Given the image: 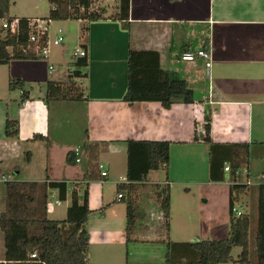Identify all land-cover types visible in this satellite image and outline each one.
<instances>
[{"label":"crops","instance_id":"0c3cea01","mask_svg":"<svg viewBox=\"0 0 264 264\" xmlns=\"http://www.w3.org/2000/svg\"><path fill=\"white\" fill-rule=\"evenodd\" d=\"M118 4L116 0L105 6L97 19H77L87 27L73 47L86 51V74L75 77L82 99L44 100L47 80L64 81L80 57L72 51L64 65L59 60V78L51 76L55 66L49 76H39L37 59L0 64V213L6 180L65 181L63 198L48 184L46 189L39 187L38 211L47 217L59 211L52 217L56 219L65 217L71 189L81 200L86 186L91 209L86 223L88 264H128L131 243L133 251L145 250V244H157L165 236L157 207L160 218L146 216L144 225L136 228L141 241L126 244V208L116 191L117 184L128 182L126 139L169 143L167 168L149 170L145 180L134 182L131 189L137 205L150 202L153 195L158 206L155 184L168 185L167 237L176 243L228 235L230 176L223 166L234 157L232 144L251 143L247 168L240 165L244 178L264 169V0H128L127 25L118 19ZM110 9L116 14L108 15ZM205 42L209 66L203 58L181 59L182 53ZM61 47L63 54L66 47ZM129 48L157 51L170 78L187 82L192 100L174 98L168 106L156 100L128 103L124 94ZM10 76L24 80L25 100L21 88H9ZM32 81L37 83L35 89L28 87ZM206 113L217 143L211 167L209 145L194 138V128ZM7 118L18 121L17 137L5 136ZM35 133L47 140H32ZM249 192L255 200L253 188ZM244 195L242 211L247 207ZM55 198L59 203L53 202L50 211L46 204ZM140 243L144 248L136 246ZM4 252L0 228V262L5 264Z\"/></svg>","mask_w":264,"mask_h":264},{"label":"trees","instance_id":"16d2710c","mask_svg":"<svg viewBox=\"0 0 264 264\" xmlns=\"http://www.w3.org/2000/svg\"><path fill=\"white\" fill-rule=\"evenodd\" d=\"M54 7L49 10V19H97L100 13L91 10L94 0H49ZM118 19L125 25L128 23V0H118ZM10 0H0V19L8 22L17 16L9 15ZM18 30L11 33L8 28L0 26V64L10 60L39 59L42 56L33 51V44L29 41V34L34 28L29 24L28 17H18ZM86 24H82L81 33L86 31ZM47 32L38 37L37 43L45 45ZM207 42V41H206ZM201 45L208 50V43ZM85 56L78 57L73 62V69L67 74L65 81L49 79L46 82L44 100H79L82 99L75 77L86 74ZM127 88L124 99L128 103L143 100L160 101L168 106L170 100L178 98L184 101L192 100V90L184 79L170 78L168 70L161 67L159 53L151 49L128 50L127 60ZM10 89H22L21 100L27 98L24 90V80L19 76H10ZM210 114L206 113L204 121L194 128V138L201 139L209 145L210 167L213 164V148L217 145L210 135ZM18 121L7 118L4 126L6 137L18 136ZM32 140H47L46 136L35 133ZM126 179L127 183L117 184L116 191L121 194V200L126 208V244L141 241L136 235L137 218L140 217L138 205L132 194L133 183L145 180L149 170L167 168L169 162V143L166 140L126 139ZM250 144L240 142L232 144L234 157L230 162L232 171L244 163L247 168ZM68 160L69 157H68ZM236 180L229 185V231L226 237L206 238L190 242H173L167 237L169 228V188L167 184H155L158 207L161 212V228L167 246L165 260L168 263L185 262L187 264H219L238 262L240 264H264V182L249 186L237 182V176L230 175ZM4 191V210L0 213V228L4 239L5 264H88L89 234L86 227L91 213L88 207L87 187L85 186L81 200L76 189H71V201L62 219L49 218L44 212L38 211L37 197L39 187L43 185L57 189V195L63 198L66 193L65 181H50L37 183L35 181L6 180ZM48 184V185H47ZM256 199V226L254 230V245L256 260L249 259L248 231L250 214L242 211L235 215L232 206L240 201L242 195L252 190ZM241 248L237 257L232 256V249ZM32 253L34 254L32 256ZM0 264H4L0 262Z\"/></svg>","mask_w":264,"mask_h":264},{"label":"rangeland","instance_id":"374dc122","mask_svg":"<svg viewBox=\"0 0 264 264\" xmlns=\"http://www.w3.org/2000/svg\"><path fill=\"white\" fill-rule=\"evenodd\" d=\"M116 2V0H94L92 4L90 5L91 10H96L100 14L102 12V9L105 8V6L111 7L112 4ZM51 2L49 0H10V7H9V15L10 16H36L38 18H42L45 20V24L47 21V16L49 15V10L51 7ZM108 15L116 14L113 10H109ZM48 27V40L49 43H51L52 39L56 36V30L60 28L62 30V36L64 37V40L58 44V45H51L49 48L48 57H41L37 59V62H35L36 68L39 72V76H49L48 74V67L47 65L52 64L55 66L54 70L52 71L51 76L53 78H59L58 72H59V60L63 64L62 61L68 60L71 55V51L74 46H78V36L79 33L82 30V22L77 19H49L48 23L46 24ZM64 45L66 47L65 53L62 54L61 52V46ZM61 57V58H60ZM22 61L26 60H14L13 63L21 64L24 63ZM64 65V64H63ZM22 72L25 71L24 68H20ZM26 76H31L28 73H24ZM49 78V77H48ZM67 75H65L66 80ZM31 86V87H30ZM28 87L35 89L37 87V83L32 81L28 82ZM244 171L245 168L241 167V174L239 176L240 179L244 178ZM249 195V196H246ZM252 192H249V194H245L242 197V200L247 202L246 211L250 214V225H249V231H248V241H249V259L250 261L256 260V253H255V245H254V230L256 226V199H252L251 197ZM153 196V195H152ZM150 197V202L148 201L145 203V201H141L139 203L138 208L140 211V216L138 217L137 227L142 226V218L144 217H150L152 219H157L158 216L160 218V213L158 211V206L153 199V197ZM64 205V203L62 204ZM61 205V206H62ZM142 210V212H141ZM59 211H55L52 215H49V217H56ZM154 213V214H153ZM62 219V218H59ZM142 221V222H141ZM144 223V222H143ZM154 223V222H153ZM147 237L152 236V234L146 235ZM157 244H145L144 247L141 244H136L137 247L140 248L143 247L145 250H139V251H133V243L130 244V248L132 252L130 253V261L128 264H167V260H165V253L167 252V246L164 241H158ZM149 247V248H147ZM241 248L239 246H236L232 249V256L237 257L238 253L240 252ZM238 263V262H236ZM168 264H187L185 262H176V263H168ZM240 264V263H238Z\"/></svg>","mask_w":264,"mask_h":264},{"label":"built area","instance_id":"2783aa9c","mask_svg":"<svg viewBox=\"0 0 264 264\" xmlns=\"http://www.w3.org/2000/svg\"><path fill=\"white\" fill-rule=\"evenodd\" d=\"M52 7H54V6L52 5ZM18 20H19L18 18H14L12 21L8 22L7 19L2 18V19H0V26L3 27V28H8L11 33H16L17 30H18ZM40 20H43V19H41V18H39V19L38 18L29 19V24L32 25V27L34 28V32H31L29 34V41L33 44V51L35 53H38L42 57H48L50 46L51 45H58V44H60L62 42V40H63V36H62V33H61L62 31H61L60 28H58L56 30V36H55V38L52 39L51 43H49L48 36H47V40H46L45 45L40 46L37 43L38 37L42 33L47 32V25L46 24L48 23V21H46V24H42L40 22ZM72 55L73 56L83 57V56H86V51L84 49H82V48L76 47V48H74L72 50ZM197 57L203 58L205 60L207 66L210 65L209 50H206V49L202 48L201 46L196 48L195 50L185 51L184 53L181 54V59L188 60V61L194 60ZM48 68H49V70H52L53 69V65L50 64L48 66ZM101 166L102 165L100 164V167ZM223 170L229 176L233 173L234 175L237 176V178L241 174V168L238 167V168L234 169V171H232L230 163H225L224 166H223ZM105 174H106V171L102 170L101 171V175H105ZM235 181L230 178V183H233ZM237 182H241V183H244V184L249 185V186L257 185L259 183H263L264 182V169L259 171L258 173L254 174V175L246 174V176H245V178L243 180L237 179ZM117 197L120 198L121 194L117 193ZM53 202L54 203L55 202L59 203V199L55 198L54 201L50 200V202L49 201L47 202L46 206H47V209L50 210V211H52ZM242 207H243V204L240 201H236L234 203V205L232 206L233 213L235 215L241 214ZM33 255L34 254L32 253V256Z\"/></svg>","mask_w":264,"mask_h":264}]
</instances>
